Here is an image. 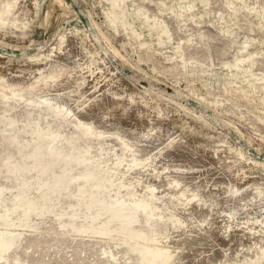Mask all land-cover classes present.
Instances as JSON below:
<instances>
[{
    "label": "rangeland",
    "instance_id": "rangeland-1",
    "mask_svg": "<svg viewBox=\"0 0 264 264\" xmlns=\"http://www.w3.org/2000/svg\"><path fill=\"white\" fill-rule=\"evenodd\" d=\"M109 98L130 109L113 112L121 127L138 125L148 138L161 124L160 150L141 159L123 137L114 146L110 132L95 135L84 116L111 120L99 109L105 100L112 103ZM138 113L148 122L143 125ZM180 138L214 182L246 193L248 201L251 195L264 201V0H0V183L13 180L11 170L20 166L28 190L15 198L26 225L18 211L0 206V243L8 244L0 249V264L168 262V224L149 216L144 195L143 208L120 213L138 212L132 226L81 232L94 223L78 215L79 186L89 174L104 172L98 156L91 160L94 152L106 158L120 151L121 166L129 154L130 172H145L143 165L158 152L166 162L167 152L178 156ZM165 180L174 191L182 187L172 176ZM147 187L158 210L161 203L186 208L199 201L183 190L175 196ZM132 193L134 186L123 191L129 199ZM250 210L244 205L241 213ZM239 213L228 218L230 232L196 247L198 263L249 238L232 225L242 221ZM246 222L264 233V210ZM131 228L144 234V244L125 237Z\"/></svg>",
    "mask_w": 264,
    "mask_h": 264
},
{
    "label": "bare ground",
    "instance_id": "bare-ground-1",
    "mask_svg": "<svg viewBox=\"0 0 264 264\" xmlns=\"http://www.w3.org/2000/svg\"><path fill=\"white\" fill-rule=\"evenodd\" d=\"M176 83L177 82H175V84ZM115 97L117 96H114V98ZM114 98H112L113 100L109 98L112 100V103L107 102L108 100H105L104 102H106V104L104 103V105L99 107V109L102 110L103 115H111V120L102 118L98 119L93 116L91 117L90 115L84 116L85 119L93 123V129L97 131L95 135L102 134L98 133L100 131L106 133L110 132L111 141H113L114 146L119 144V142H117V137H123L125 139L123 140V143L134 150V156L137 155L138 158L141 159H144L147 154H153L154 150L157 148L160 150L161 124H159V127H154V131H157L156 134L153 131L151 133L149 132L148 138L140 135L141 133H139L138 125L131 124L128 126V128L121 127L119 120L117 122L119 117L115 118V114H113V112L117 111L121 115H127L130 109L126 108L124 104L125 102H117L116 99L114 100ZM96 101L98 103L103 102V99H96ZM108 110L111 111L110 114L107 112ZM138 114L139 115H137V118L143 122V125L148 122L146 117L144 118L143 113ZM132 119L135 123L136 118ZM170 134L171 132H169V135ZM141 143L143 144L142 147L140 146ZM175 148V152L178 153V156L169 151L167 152V154H169L167 157H162L163 159L169 158L167 162L161 160V152L160 154L158 152L157 155H153L150 161L145 162L143 165V167L146 168L145 172H141V169L130 172L131 166H133L132 160L134 156L130 157L129 154L127 155V159L124 162L125 166H121L120 164L118 165V162L120 159H122L119 150V152L116 154L117 156L111 154L106 158H103L94 152L91 160L95 161L96 158L94 156H98L100 163H102L101 168H103L104 172H106V175L102 176L104 172L89 174L90 176L89 178H86L85 184L79 186L80 198H78V215L82 218L93 220L94 223L92 225H85L81 232H87L86 230H88V232H94V230H97L100 234H110L115 231L118 232L117 229H112L113 224H123L126 222L127 225L130 224V226H132L136 223L138 212H136V215H125V217H123L120 213L132 207V211L135 209L137 210V208H143L144 206L140 204V201L142 202V196L144 195L145 200L148 202L145 208H147L149 216L155 217L156 220H158V218L161 216V220L158 221L166 222L169 227L167 232L163 233L165 237L170 239V242L167 244L170 251L168 253L170 255L169 260L167 262V260L164 261V258H162L155 261L157 264H161V261L163 264H243L245 262H254L264 259V233L259 234L256 229L248 228L246 222L250 215L256 217L261 209L262 211L264 210V201L260 203L257 202L254 199V196L252 197L250 192L248 194L251 195L252 199L248 201L246 200V193L245 196H243L244 193L242 195V192L239 193V190L236 189L233 193L228 191L229 188L228 186L225 187L224 183L221 185L220 181L214 182L213 175H209V172L206 173L200 169L199 165L203 164V162H198L197 159H194L196 154L193 155L192 152H189L187 155L186 149L190 150L192 147L188 143L184 142L182 138L176 141ZM172 159H174V164ZM19 167L11 170L15 173L13 180L9 179L8 184L0 183V206L4 205V207L9 208L11 211H18L21 222L20 225L24 226L28 221L25 220V217L21 212L22 206L18 200L20 198L23 199L25 193H27L28 190H23L22 185H24L27 180L25 181L22 179V175L18 174L21 170ZM180 167L191 169L195 173H177V171H180ZM218 170L223 172L227 178L229 177L227 171H224L223 169ZM32 173L36 172L33 171ZM167 176H172L173 178L177 179L182 186L181 189L177 191L170 189L167 185V181L165 180V177ZM106 177L107 180H105ZM137 181L142 183L140 187L135 184ZM150 185L156 187L160 191L163 190L164 193H170L171 195L175 196H177V194L183 190L187 194L189 192L194 196H197L199 201L197 204H193L192 206L187 205L188 207L186 208H176L172 205L168 206L167 204L161 203L159 204L160 208L158 210L157 208H153L154 204L148 199L150 194H148L146 190L148 188L147 186ZM130 186H134L135 193H132L134 197L129 199L123 194V191H129ZM214 186H217V190H214ZM105 187L111 192L104 193L102 190H104ZM225 188H227V190L223 191ZM13 189H15V191L11 192ZM18 190L20 191V194L16 192ZM94 190H98V192H94ZM8 192L11 194L7 195ZM32 195L35 197L37 196V193H33ZM17 197L18 200L15 199ZM90 204H95V207L93 208V206ZM244 205H249L250 208L252 207V210L246 213H241V208ZM84 208H86V211H83ZM23 209H25V207H23ZM69 209L70 212L74 211V207ZM235 210L240 212L239 214L242 216L240 219L242 221L239 222V224L233 223L232 225L234 227L239 226L242 228L249 238H247L245 242L240 241L231 246L225 247L220 253L213 254L211 252L213 255L207 256L203 261L198 263L196 261L197 255L193 254L195 251L198 252L196 247L202 245L207 240H211V238H216V236L218 237V235L222 233L226 234L230 232L231 222L228 221V218H233L232 216H229L231 214L233 215ZM211 212H213L212 217ZM203 222H205V226H203ZM125 237L136 238L141 244H144L145 241L144 234L140 233L139 231L134 232L132 231V228L131 230L125 232ZM131 243V246H133V242ZM2 245H4V247H2ZM7 246L8 244H6L4 240L0 243V249H6Z\"/></svg>",
    "mask_w": 264,
    "mask_h": 264
}]
</instances>
